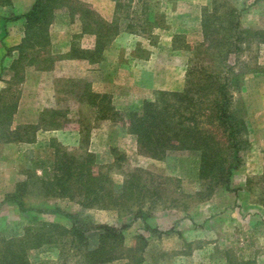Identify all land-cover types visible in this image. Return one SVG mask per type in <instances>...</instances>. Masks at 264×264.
Here are the masks:
<instances>
[{"label":"rangeland","instance_id":"374dc122","mask_svg":"<svg viewBox=\"0 0 264 264\" xmlns=\"http://www.w3.org/2000/svg\"><path fill=\"white\" fill-rule=\"evenodd\" d=\"M82 1L105 19L114 18V0ZM138 1L134 0L131 7L132 20L144 16V5L135 12ZM211 2L152 0L151 10L161 17V26L145 34L122 31L106 46L97 63L60 58L73 41L79 47L92 48L95 37L81 33L79 18L71 20L66 9L57 10L50 28V52L56 61L47 70L28 67L23 85L13 88L15 96L20 91V97L24 92L25 98L21 114H14L12 128L17 122L36 119L45 108H68L69 121L62 129L38 131L35 142L29 144L0 140V239L22 236L29 225L36 228L42 223H58L70 228L72 223L67 217L50 212L58 207L77 215L87 231L90 248L98 245L99 225L120 227L131 223L124 230V244L133 258H143L141 264H264V215L259 217L255 212L264 211V42L259 37L248 43L245 40L242 52L232 53L229 59L242 73L234 104L246 120L249 145L231 188H217L213 199L197 195L205 183L197 176L196 152L174 150L163 159L150 157L139 150L137 138L128 133L122 122L97 120L94 109L59 94L65 79H86L94 90L109 93L115 108L125 113L139 109L146 99L155 100L162 90L182 89L191 57L182 42L194 45L202 41V12ZM229 3L238 9L243 29L264 30V0ZM10 5H6L5 14L14 17L17 14L9 9ZM6 6L0 7V15ZM126 21H122L123 25ZM7 63L10 65L11 60ZM0 77L5 81L11 77L7 66L2 68ZM53 140L77 156L94 154L96 170L108 171L117 186L128 172L150 171L148 180L157 185L162 182L164 188L163 198L150 211V227L142 219L133 220V216L117 210L84 207L68 198L30 193L24 197L27 206L43 212L26 214L20 212L16 203L3 202L18 182L32 176H51ZM79 259L75 248L65 242L30 248L27 253V264H78ZM131 263L130 259L121 258L103 264Z\"/></svg>","mask_w":264,"mask_h":264},{"label":"trees","instance_id":"16d2710c","mask_svg":"<svg viewBox=\"0 0 264 264\" xmlns=\"http://www.w3.org/2000/svg\"><path fill=\"white\" fill-rule=\"evenodd\" d=\"M114 1L115 12L111 21L82 0H35L29 10L14 17L23 22V37L18 44L7 48L8 54L17 51L18 55L7 66L11 77L0 91V140L35 142L38 131L62 129L69 121L68 108H45L38 123L18 124L12 128L20 100V91L15 96L13 88L24 82L28 67L47 70L56 61L50 52V28L57 10L66 9L71 20L79 18L81 33L95 37L92 48L79 47L73 41L69 51L60 57L63 59L97 63L106 46L122 31L145 34L161 26V17L151 10L152 0L138 1L135 12L144 5L141 20H132L134 0ZM10 4L11 0H0V7ZM238 14V9L229 0H212L205 6L201 17L202 41L194 45L186 40L182 42L191 53L184 87L174 91L162 90L155 100H144L139 109L120 112L109 93L94 90L86 79H65L66 84L60 87L59 94L71 96L79 104L94 109L97 120L122 122L128 133L137 138L139 150L150 157L163 159L174 150L196 152L197 176L205 183L197 195L209 198L219 187L231 188V180L242 166L243 153L249 145L245 136L248 130L246 120L234 104L242 73L231 65L229 59L232 53L242 52L245 40L248 43L259 37L264 42V30L243 29ZM123 20H127L126 25ZM51 147V176H32L18 182L15 191L3 202L16 203L20 212L26 214L29 211L43 212L41 208L27 206L24 197L30 193L68 198L84 207L117 210L120 214L133 216V220L142 219L150 227V211L164 194L162 182L157 185L148 180L150 171L136 169L128 172L123 183L117 186L108 171L96 170L94 154L85 152L77 156L55 140ZM50 212L67 217L72 226L42 223L34 228L29 225L22 236L2 237L0 264H27L30 248L60 242L70 243L75 248V255L80 256L78 264H103L121 258L130 259L131 264L143 262V258H133L124 244V230L131 223L120 227L99 225L98 245L90 248L87 231L76 214L58 207Z\"/></svg>","mask_w":264,"mask_h":264},{"label":"crops","instance_id":"0c3cea01","mask_svg":"<svg viewBox=\"0 0 264 264\" xmlns=\"http://www.w3.org/2000/svg\"><path fill=\"white\" fill-rule=\"evenodd\" d=\"M34 1L35 0H28V2H25L22 0H11L12 4L10 5L9 9H14L16 11V14L20 15L22 13H25L27 10H29L30 7L32 6V4L34 3ZM7 7L8 6H6L2 9V12H4V14L2 13V15H0V19L2 20V26H3L0 29V74H1L2 67H4V65L9 66V65H6V64H8L7 62H9L13 58L17 57V55H18L17 51H13L12 53L8 54L7 48L18 44L23 37V22H22V20L21 19H14L15 16L13 17V15H10V16H12V17H10L8 14H5L8 11ZM13 26H15L16 29H13ZM24 82H25V80H24ZM24 82H22V85ZM4 86H5V80H3L2 77H0V87H4ZM24 95H25L24 92H22L16 114H18V113L21 114V105H22V102L25 98ZM41 112L42 111H39L38 117L32 121H22V122H17V123L18 124H26V123L27 124H29V123L35 124V123H38ZM44 132H48V131L46 130ZM11 143H13V142H10L9 144H11ZM17 144H20V143H17ZM214 197H215V195L212 196V199ZM255 212H256V215L259 217L264 215V211H260V210L256 209Z\"/></svg>","mask_w":264,"mask_h":264}]
</instances>
